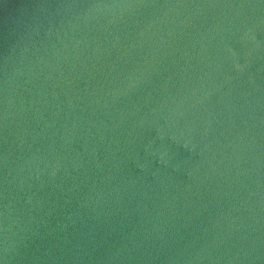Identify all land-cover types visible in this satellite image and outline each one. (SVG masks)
<instances>
[{
  "label": "water",
  "instance_id": "obj_1",
  "mask_svg": "<svg viewBox=\"0 0 264 264\" xmlns=\"http://www.w3.org/2000/svg\"><path fill=\"white\" fill-rule=\"evenodd\" d=\"M0 264H264V0H0Z\"/></svg>",
  "mask_w": 264,
  "mask_h": 264
}]
</instances>
